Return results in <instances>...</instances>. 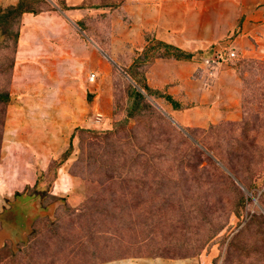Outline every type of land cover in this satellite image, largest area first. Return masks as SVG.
Returning a JSON list of instances; mask_svg holds the SVG:
<instances>
[{"label": "rangeland", "instance_id": "374dc122", "mask_svg": "<svg viewBox=\"0 0 264 264\" xmlns=\"http://www.w3.org/2000/svg\"><path fill=\"white\" fill-rule=\"evenodd\" d=\"M59 5L63 2H54L53 7L37 3L35 7L55 10ZM160 53L165 51L156 52ZM105 54L117 66L103 55L102 64L93 58V66L84 72L88 112L80 128L101 134L98 139L84 136L83 163L76 162L82 150L79 130L74 132L69 157L60 153L51 166L32 167L28 163H33L32 153L21 148L15 136L17 117L14 122L9 117L12 111L28 106L21 99L20 88L13 93V47L0 49V94L10 95L8 103L0 101V213L11 208L14 201L20 202L14 209L23 213V208H17L24 206L22 191L26 183L35 184L36 175L39 179L34 188L28 189L37 201L29 206L35 210L29 217L30 225L20 231L7 230L10 238L0 248V264L92 263L109 245L112 254L102 257L111 258L96 264L145 259L264 264V82L255 85V94L248 95L243 83L239 120H225L206 128L180 124L165 100L145 95V102L163 109L197 141H193L195 149L176 142L170 145L162 131H157L158 121L149 110L146 117L125 124L129 95L136 87L129 74L137 71L136 78L143 82L146 66L132 67L137 57L132 51ZM247 59L238 55L228 67L234 68L240 78L244 75L252 81V74L245 72ZM70 71L75 70L65 67L61 75ZM92 73L97 75L94 82L89 81ZM99 112L104 115L100 123ZM110 132L116 135H106ZM138 147L151 156L168 147L169 159L177 150L176 162H154V166L146 156L141 168H130V163L113 167L119 156L131 157ZM182 155L191 160L193 171L185 172L180 164ZM200 162L203 164L198 167ZM110 176L115 180L108 182ZM58 178L59 189L55 186ZM40 193L48 195L37 197ZM39 206L41 210L45 206L46 211L40 213ZM18 217V212L0 216V224L4 222L0 230L13 227ZM94 223L98 231L91 230ZM235 235L236 246L229 254Z\"/></svg>", "mask_w": 264, "mask_h": 264}, {"label": "crops", "instance_id": "0c3cea01", "mask_svg": "<svg viewBox=\"0 0 264 264\" xmlns=\"http://www.w3.org/2000/svg\"><path fill=\"white\" fill-rule=\"evenodd\" d=\"M19 1L0 0V7ZM60 1L67 9L59 5L55 10L23 15L15 56L13 93L20 88L28 106L9 117L13 122L17 117L15 136L19 146L32 153L33 163L28 162L32 167L51 166L68 150L75 130L86 123L84 72L93 66V58L100 65L105 52L132 51L139 56L147 45L146 34L194 54L190 61L159 58L146 73L151 87L182 104L181 110L172 109L180 124L206 128L241 118V78L232 67L213 70L209 63L215 51L224 47L235 49L243 58L264 60V0H50L53 5ZM235 32L239 35L233 38ZM65 67L75 71L62 76ZM35 179L22 191L25 207H17L24 209L25 228L35 213L29 206L36 205V197L27 190L38 184L37 175ZM60 181L55 182L57 189ZM19 204L14 201L11 206ZM13 221V227L0 230L3 245L10 238L9 228L23 229ZM105 264L192 262L145 259Z\"/></svg>", "mask_w": 264, "mask_h": 264}, {"label": "trees", "instance_id": "16d2710c", "mask_svg": "<svg viewBox=\"0 0 264 264\" xmlns=\"http://www.w3.org/2000/svg\"><path fill=\"white\" fill-rule=\"evenodd\" d=\"M37 3H43L45 5L53 7V4L50 2V0H36V1L20 0L19 3L15 6L12 5L8 7H0V49L9 48L10 46L13 47V57H12V68L13 69L15 66V56L17 53V47H18V42H19V37H20L21 21H22L23 15L25 13L40 14L42 12L49 11L44 8L36 9L35 6ZM62 8L67 9L66 6H63ZM238 35L239 33L235 32L234 36L232 37L235 38ZM151 36L152 35L150 34H146L145 38L147 41V45L144 48L143 52L139 56L136 57L132 65L133 68L134 66L138 64L146 66L145 77H143V82L139 81L138 78H136V75H138L137 71H135V74H132V73L129 74L132 81L135 83V86L136 87L139 86L138 88H140V91L136 87H132L131 89V92L129 95L128 114H127V119L125 121V124H129V122L132 119H135V118L140 119V118L146 117L145 113L146 111L149 110L150 112H152L151 117L152 116L155 117L156 120L158 121L157 125H159V127H157V131L161 130L163 133L162 135L166 136L165 137L166 142L170 143V145L173 142H176L182 147L192 146L195 149V144L193 141H195V143L197 142L196 137L194 136L192 132H190V130L181 126L187 132L185 133V131H183L178 126H176L166 115H164V113L161 111L163 109H156L153 107V105L145 102L146 100L145 95H147L148 97H155V98L165 100L171 106L173 110H181L183 108L182 104L179 101H177L171 94L167 93L164 90L153 88L149 85L146 73H147V69L149 68V66H151L159 58L175 59L177 61H190L193 59L194 54L184 51L172 44L158 40L155 37L152 38ZM161 49H163L165 53L156 54V52H158ZM244 65H245V72L248 71L252 74L251 76L252 81L246 80V78H244V75L242 78V75H241L242 82L245 84V89H246L245 93L246 95H248V93L255 94L257 90L256 88H254L255 85H258L264 82V60L251 58V59L244 60ZM0 101L8 103L10 101V95L8 93L5 96L0 94ZM170 117L173 118L172 116ZM211 125H215V124H211ZM213 128H216V127H213ZM79 130L82 133L81 135V144H82L81 149L82 150H81V155L76 162L83 163L84 153H85L84 136L88 135L91 138L98 139V136L101 133L95 132V131H88L86 129H82V127L81 128L78 127L75 131H79ZM106 135H116V133L110 132V133H106ZM75 137L76 135L74 133L72 136L70 147L65 152V154H67L68 157L73 153V148H74L73 141ZM158 146H161V143L157 144V147ZM159 152L160 153H155L151 156V155H148L142 147H138L137 150L134 152V155L131 157H126L124 155L119 156L116 164H114L113 167L117 168L118 165L125 166L130 163V168L134 167L135 165H140V168H141L143 167V164L141 163V161L142 159H146V156H147L146 161H150V163L152 162L153 164L154 162H166V163L176 162V159H174V157L177 155V150L173 152L172 159H169L170 150L168 149V147L165 148L164 152L162 150H159ZM200 154L204 155V152L202 151L200 152ZM181 157L182 158L180 159V164L185 169V172L190 171V170L193 171V168L195 169V166L191 165V160L187 159L185 155H182ZM209 161L211 162V160ZM202 164L203 162L202 163L200 162L198 164V167ZM219 165H221V163H219ZM178 169L179 168H177V170ZM161 170L167 173L172 172V169H167V168H163ZM117 178L121 179L120 176H118ZM114 180H115L114 176H110L108 178V182L114 181ZM241 185L243 186V184ZM28 189H31V187H28L27 190ZM47 195L48 194L46 193H40L39 196L37 197H46ZM56 198L57 197L55 196L51 197V199H56ZM42 209L46 210L47 208L44 206L42 207ZM96 226H97V223H94L91 226V230L98 231L97 229L98 227L96 228ZM100 226L99 228H101ZM106 233H107V230L105 231V234ZM237 239L238 237L237 235H235L234 238L231 240V243L229 246V254L233 251L234 247L236 246L235 243ZM112 252H113V247L109 245L101 253L104 255L98 256L95 259V261H92V263L86 262L84 264H96L95 262H103L105 260H109V258L111 257H102V256H108L112 254Z\"/></svg>", "mask_w": 264, "mask_h": 264}, {"label": "built area", "instance_id": "2783aa9c", "mask_svg": "<svg viewBox=\"0 0 264 264\" xmlns=\"http://www.w3.org/2000/svg\"><path fill=\"white\" fill-rule=\"evenodd\" d=\"M238 56V53L233 48H220L215 51V55L212 60H210V67L215 70L218 67L228 66L231 62H233ZM97 78L95 73L90 74L89 81L94 82ZM104 115L102 113L97 114V122L100 123L103 121Z\"/></svg>", "mask_w": 264, "mask_h": 264}, {"label": "flooded vegetation", "instance_id": "af4514ba", "mask_svg": "<svg viewBox=\"0 0 264 264\" xmlns=\"http://www.w3.org/2000/svg\"><path fill=\"white\" fill-rule=\"evenodd\" d=\"M8 209H9V210H8ZM8 209H7V211L3 212L2 214L0 213V216H2V218H3V216H5V215H7V214H10L11 212H12V213H13V212H14V213L18 212V214H20L21 217L16 218V219H15V220H16L15 223H17V224L19 223V224H20L19 227H20V228H23L22 230H24V228L26 227V225H25V223H23V221H22V217L25 216V214L23 215V213L20 212V210L18 211V210H16V209H13L12 207H11V208H8ZM44 211H46V210H44ZM3 224H4V222L2 221V224H0V229L3 228V226H2ZM5 227H6V226H5ZM7 242H8V240L5 241V244H6ZM5 244H4V246H5ZM4 246H3V247H4Z\"/></svg>", "mask_w": 264, "mask_h": 264}, {"label": "water", "instance_id": "95a60500", "mask_svg": "<svg viewBox=\"0 0 264 264\" xmlns=\"http://www.w3.org/2000/svg\"><path fill=\"white\" fill-rule=\"evenodd\" d=\"M105 55V57H107L112 63H113V65H115V66H117V64L109 57V56H107L106 54H104ZM163 113H164V115H166L176 126H178L180 129H182L183 131H185L173 118H171L165 111H163V110H161ZM185 133H187L186 131H185ZM3 245V240H2V238L0 239V248L2 247V245Z\"/></svg>", "mask_w": 264, "mask_h": 264}]
</instances>
